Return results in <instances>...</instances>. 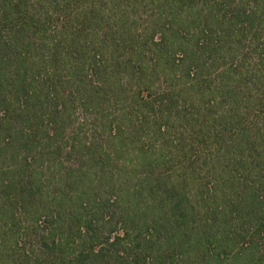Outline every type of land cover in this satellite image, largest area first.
Returning a JSON list of instances; mask_svg holds the SVG:
<instances>
[{
  "label": "trees",
  "instance_id": "16d2710c",
  "mask_svg": "<svg viewBox=\"0 0 264 264\" xmlns=\"http://www.w3.org/2000/svg\"><path fill=\"white\" fill-rule=\"evenodd\" d=\"M0 264H264V0H0Z\"/></svg>",
  "mask_w": 264,
  "mask_h": 264
},
{
  "label": "rangeland",
  "instance_id": "374dc122",
  "mask_svg": "<svg viewBox=\"0 0 264 264\" xmlns=\"http://www.w3.org/2000/svg\"><path fill=\"white\" fill-rule=\"evenodd\" d=\"M134 144H132V143H129V146H133ZM164 151H166V150H164ZM210 163H214V161H211ZM222 164V162H218V167H221L220 165ZM166 165L167 164H165V165H163L162 166V168H169L168 170H170L169 172H173L174 174H176V172L178 171L177 169H178V166H177V163L176 164H172V167L170 168V166H167L166 167ZM169 165H171V163L169 164ZM173 173H172V175H173ZM164 175H167L166 174V172H165V174ZM224 180V179H223ZM226 181V180H225ZM191 183V182H190ZM190 187L192 186L191 184L189 185ZM221 188H222V190H224L226 193L228 192H230V190H231V187L228 185V183L227 182H223L222 181V184H221ZM128 203H129V201H128Z\"/></svg>",
  "mask_w": 264,
  "mask_h": 264
}]
</instances>
